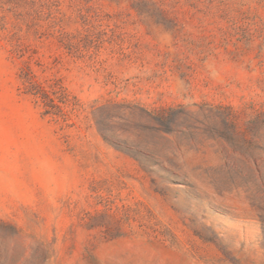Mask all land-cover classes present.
<instances>
[{
  "label": "rangeland",
  "instance_id": "1",
  "mask_svg": "<svg viewBox=\"0 0 264 264\" xmlns=\"http://www.w3.org/2000/svg\"><path fill=\"white\" fill-rule=\"evenodd\" d=\"M0 264H264V0H0Z\"/></svg>",
  "mask_w": 264,
  "mask_h": 264
}]
</instances>
